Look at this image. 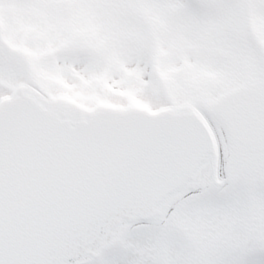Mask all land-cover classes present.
<instances>
[{"label": "snow or ice", "instance_id": "snow-or-ice-1", "mask_svg": "<svg viewBox=\"0 0 264 264\" xmlns=\"http://www.w3.org/2000/svg\"><path fill=\"white\" fill-rule=\"evenodd\" d=\"M0 264H264V0H0Z\"/></svg>", "mask_w": 264, "mask_h": 264}]
</instances>
